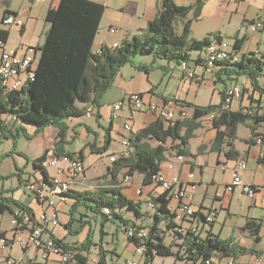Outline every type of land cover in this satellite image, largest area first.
<instances>
[{"label":"crops","instance_id":"obj_1","mask_svg":"<svg viewBox=\"0 0 264 264\" xmlns=\"http://www.w3.org/2000/svg\"><path fill=\"white\" fill-rule=\"evenodd\" d=\"M91 1L104 7L93 42V53L103 46L112 48L114 43V48L118 47L120 43L130 40L133 36L143 38L146 35L148 23L155 20L161 10V0ZM173 1L177 5L191 6L188 16L175 24L176 32L180 34L183 25L189 23L190 34L187 38L189 42L201 41L215 34L225 41L228 50L237 51L238 58L248 57L250 53L264 55V0H201L196 16L194 15L196 0ZM58 2L59 0H0V30L8 31L3 49H13L19 54L31 53L36 67L39 53L33 52L32 49L43 45L45 33L49 30L46 17L50 11L56 9ZM9 14H14L17 19H20L22 26L2 25V20ZM256 22H260L261 29L251 31L250 25ZM111 28L116 32L110 33ZM242 37H244L243 45L239 50L234 51L235 38ZM211 41L214 42L213 39H210ZM131 61L121 68L113 81L110 88L114 86V95L103 99L108 94L106 92L98 99L99 104L98 107L94 105L96 110L92 118L71 117L65 122V138L61 141V145L58 146L60 130L57 126H46L38 130L35 126L21 125L24 133L19 131L15 139L14 135L3 138L0 134V202L9 206L10 209L0 213V236L3 235L1 237L8 240V245L0 251V262L5 257L13 259L14 264H57L59 262L58 256L54 254H51L47 261H43L39 250L34 248L23 250L13 240L15 229L11 225V219L17 208L32 214L34 219L43 213H51L55 210L58 215L57 225L49 227L50 233L64 245H70L67 236L75 231H78L77 234L80 236L78 241L89 237L91 244L85 264H91L95 259L99 261L98 264L114 262L119 264L121 257H125L126 263L128 260L144 261L134 251L138 246H135L127 236L125 237L128 242L119 255L115 243V241L118 242L117 234L109 232L107 221H104L100 214L88 211L83 205L72 210L75 199L70 196V192H99L117 188L123 196L132 200L134 204L140 205L143 216L139 220L142 224L151 223L155 214L154 200L162 193L161 188L155 183L143 185V175L139 172L128 174V168L118 172L115 178L110 173L112 163L109 158L114 156L112 159L115 160L120 157L121 151L124 150L121 144L122 139L129 136V132L123 130L122 126L126 123L130 124L131 133L135 136L158 120L145 108L140 111L132 110L127 101V97L131 94L140 95L145 103L165 104L174 109L184 110L186 116L179 115L173 120L174 124L176 121L183 122L190 119L195 107L208 105L218 107L222 103L224 90L233 84L243 82L246 83L243 95L240 99L233 101L230 110L243 113L248 109L254 114L257 113L258 116L264 115V90L253 89L250 79L246 75L236 73L232 63H229L230 66L222 63L211 71H205L199 61V52H191L187 62V69L193 72V77L190 78L186 72L182 71L181 65L154 58L151 55H135ZM136 67H146V69L138 70ZM258 82V88L264 89V75ZM117 102H123V107L116 112L117 117L114 118V105ZM79 107L82 108V106ZM207 117L195 119L198 128L193 131L192 137L186 144L182 161L175 159V146L179 140L167 139L166 152L159 163V170L168 178L177 176L181 181H185L187 175L193 173L197 189L191 193L190 200L192 207L198 213L201 212L198 220L202 218L201 214L207 208L218 207L216 220L210 226L201 225L198 229L201 237L211 232L219 235L223 240L231 238L238 247L248 250L237 255L234 258V264H264V161L260 162L264 153V144L256 141V139L263 140L264 122L260 123L255 130L257 137L253 136L247 123L237 125L233 147L239 155L237 159H229L226 157L228 147L225 144H222L219 151L211 149L215 140V130L212 121ZM9 119L10 117H7V120ZM184 132L185 128H182L179 131L180 136H183ZM11 134H16L15 128L12 129ZM106 141L107 150L103 152L101 148ZM141 143L149 149H154L158 141L148 136L143 138ZM54 151L60 155L70 154L72 157L82 153L85 171L72 178L65 162H59L57 168L49 167L43 170L47 179L52 176L62 179L71 178L70 191L66 195V200L60 201L54 196L55 205L52 207L27 192L25 186L32 181L44 180V175L41 169L36 167L35 162L45 154L46 160H50L55 155ZM5 159L6 162L3 161ZM239 161L246 164L245 170L240 172L244 184L256 189L253 197L240 194L238 189L232 193L224 192V188L231 183ZM59 169H61L60 174H58ZM127 176L129 180L126 182ZM216 194L220 196L217 197ZM236 195L239 204L245 203L241 222L233 220L236 214L231 212ZM176 204L175 200H170L169 209L172 211ZM258 209L262 212L256 216ZM71 212L73 222H70ZM130 220L138 225V220ZM248 221H254L255 224L260 225L257 241H254L253 235L248 230H244ZM32 230L33 226H26L25 231L20 234L25 238L26 234ZM165 241L170 243L169 238ZM15 246L21 250L20 255L13 254ZM158 257L154 258L152 264H165L168 258L173 259L172 264H184L175 256L159 258L161 260L157 263ZM227 261L228 258L219 259L213 264H227Z\"/></svg>","mask_w":264,"mask_h":264},{"label":"trees","instance_id":"obj_2","mask_svg":"<svg viewBox=\"0 0 264 264\" xmlns=\"http://www.w3.org/2000/svg\"><path fill=\"white\" fill-rule=\"evenodd\" d=\"M200 4L201 0H196L195 16ZM160 6L158 17L148 23L143 38L133 36L114 49L103 46L99 49L100 53L95 54L92 52L93 42L103 15V5L91 0H59L56 9L50 11L46 17L49 30L45 33L43 45L32 49L39 53L33 80L28 81L19 91H7L0 85L1 137L14 135V139L17 138L19 131L24 133L21 125L25 124L35 126L38 130L46 126H57L60 130L59 146L65 138V122L71 117H84V110L88 104L98 107V99L110 89L121 68L132 62L133 56L151 55L181 65L189 61L191 52H199L200 60L211 38L215 41L221 40L219 35L212 34L201 41L189 42L187 40L190 34L189 23L183 25L180 34L176 32L175 24L188 16L191 6L177 5L173 0H161ZM7 36V30H0L1 47L5 45ZM243 42L244 37L235 38L234 51L239 50ZM232 65L236 73L246 75L250 79L253 89L264 90L258 88V80L264 75V55L250 53L248 57H242L240 62ZM136 68L146 69V67ZM249 112L251 111L244 114L242 111L227 110L221 103L218 107L211 105L195 107L190 119L183 122L176 121L169 127H165L164 122L158 119L150 127H146L135 136L133 134L131 157L116 158L112 162L110 173L115 178L118 172L128 168V174L139 172L143 175V185L152 184L153 177L160 171L159 163L164 158L167 139L179 140L175 149L177 153L184 155L186 144L192 137L193 131L198 128L195 119L210 115L213 116L212 125L215 130V140L211 149L219 151L222 144H225L228 147L226 157L237 159L239 153L233 147L237 125L247 123L253 136L257 137L255 130L264 122V115L258 116L257 113L251 115L253 112ZM7 117L10 119L7 120ZM14 128L16 134H11ZM182 128H185V132L180 136L179 131ZM148 136L158 141L154 149H149L141 143L142 139ZM262 136V144H264V134ZM107 141L101 148L103 152L107 150ZM54 153L57 158L68 156L72 161H83L82 153L76 157L70 154L60 155L57 151ZM45 155L40 156L35 165L41 169L46 181L44 168L40 165L47 159ZM262 161H264V153L260 162ZM70 193L71 198L75 199L72 210L83 205L88 211L100 214L104 221L116 219L118 226L126 234L129 229H146L147 234L143 239L133 236L128 239L135 246L143 247L142 258L147 264H152L157 256L161 258L175 256L184 264H206L213 258L234 260L237 255L248 251L238 247L231 238L223 240L219 235L211 232H207L204 237H201L199 232L192 233L191 230L183 232L174 221V215L169 209L171 198L168 192H162L154 200L155 214L149 225H136L131 220L124 219V207L132 211L135 220L141 219L143 215L140 205L123 196L117 188L99 192ZM8 209L9 206L0 202V213ZM30 216L33 217L32 214ZM72 217L71 212L70 222H73ZM259 226L254 221H248L244 226V230H248L253 235L254 241L258 240ZM166 238L170 239V243H166ZM58 242L62 244L61 241ZM90 244V239H86L82 246L76 248L62 245L77 252L76 264H85Z\"/></svg>","mask_w":264,"mask_h":264},{"label":"built area","instance_id":"obj_3","mask_svg":"<svg viewBox=\"0 0 264 264\" xmlns=\"http://www.w3.org/2000/svg\"><path fill=\"white\" fill-rule=\"evenodd\" d=\"M2 25L10 26L14 25L17 27L22 26V21L17 19L14 15H8L4 17L2 20ZM250 30L255 31L257 29H261L260 22H256L250 25ZM110 33H115L116 30L111 28ZM212 39V38H211ZM115 44V43H114ZM114 44L112 48L114 49ZM219 44H225V41H215L214 40V52L210 54H202L200 57V63L203 66L205 71H211L217 65L222 63L229 64L230 56H239L237 52H228V51H219ZM0 52V85L5 86V90L7 91H19L21 88L25 86L28 81H32L34 78V70H35V60L31 53L27 52L24 54H19L13 49H3L1 47ZM33 51V50H32ZM34 52V51H33ZM32 52V53H33ZM100 50H97L95 54H99ZM240 62V57H239ZM188 64L184 62V65L181 64V69L183 72H186L188 77H193V72L187 69ZM246 86V83L241 84H233L229 88H226L223 93L222 104L227 107H231L233 101L238 100L243 95V90ZM127 101L129 107L132 110L140 111L142 109H147L150 111L152 115H154L157 119L162 120L165 123L166 127L173 125V120L180 116H186V112L181 109H174L166 106L165 104H150L145 103L143 99L138 94H131L127 97ZM123 107V102H117L114 105L113 117L116 118V112L120 111ZM96 108L93 104H88L86 109L84 110V117L92 118L94 116ZM255 110V109H254ZM212 121V117H207ZM131 125L124 124L122 126L123 130L128 131L129 136L124 137L122 139L121 144L124 146V150L121 153H129V142H131L132 134L131 133ZM258 143H262V140L256 139ZM176 160L182 161L184 159V155H181L175 151ZM114 157V156H112ZM112 157L109 158V161L112 163ZM59 162L67 163L68 172L71 177L74 178L78 175H81L85 171V164L83 163H72L70 157L61 156L59 158L53 156L50 160H46L41 163V167L52 168L56 167ZM171 168V165H169ZM246 164L244 162H240L237 164L235 168V172L232 175V180L229 185L224 188V192L232 193L236 189L239 190V193L242 195H246L247 197H253L256 191L255 187L244 184L240 172L245 170ZM61 169L58 170V174L61 173ZM69 179H62L60 177L52 176L45 180L40 181H32L25 186L27 192L33 194L40 201L45 202L48 206H54L55 202L53 197L56 196L60 201L66 200V195L70 191V181ZM129 180L127 176L126 182ZM153 183L157 184L162 192H168V196L171 198L170 200H175L177 204L175 208L172 210V214L174 215V221L177 223L183 232L187 230H191L192 233H198V229L201 225L210 226L218 215V207L211 206L207 208L204 213H202V218L198 220V216L201 212L198 213L193 207L192 202L190 200L191 193L197 189V185L193 179V173L187 175V179L185 181H181L179 177L172 176L167 177L163 174L162 171H159L153 177ZM139 194V191H137ZM217 197L220 194H216ZM152 205V204H151ZM107 213V210H104ZM57 213L55 210L51 213H43L37 216L35 219L30 216L29 213L24 212L22 209H15L11 219V225L15 229V234L13 240L21 247L23 250L27 248H34L41 252L43 261H47L51 254L54 256H58L59 262L57 264H76L77 260L75 258L77 252L75 250H70L69 248H64L62 244H60L54 238V236L50 233V226L57 225ZM193 223V225L191 224ZM186 224V225H184ZM26 226H33L32 234H26L25 238L21 236V232L25 231ZM195 226V227H194ZM147 234L146 229L139 230L138 237L144 238ZM127 237H131V234H126ZM8 245V240L5 237L0 238V251H3L5 246ZM134 251L140 256H143V249H137L135 247ZM218 258H213L206 262V264H213L214 262H218ZM98 260H92L91 264H98ZM0 264H14V260L8 257H5ZM126 264H147L145 261L137 262L128 260ZM227 264H234V260L232 258H228Z\"/></svg>","mask_w":264,"mask_h":264},{"label":"rangeland","instance_id":"obj_4","mask_svg":"<svg viewBox=\"0 0 264 264\" xmlns=\"http://www.w3.org/2000/svg\"><path fill=\"white\" fill-rule=\"evenodd\" d=\"M113 87L110 88L111 90L109 89L107 91L108 94H106L105 95V98H103V99L111 98L112 95H114L115 90H113ZM247 111H248V109L244 110L243 113L244 114H248ZM251 115H254V113H252ZM3 161L6 162V159L3 160ZM236 198H237V195L234 197V202H233V205L231 206V212L234 213V214H236V215H234L233 220H236L237 222L238 221L241 222L242 221V218L241 217H242V215L245 212V210H244L245 209V207H244L245 206V203L239 204V201L236 200ZM142 210H143V207H142ZM261 212H262V210L258 209L257 212H256V216H259ZM123 213H124V219L130 220V219H133L134 218V214L132 213V211H129L127 207H124L123 208ZM107 223H108L107 229L109 230V232H112L113 234L114 233L117 234L118 242L115 241V243H116V245L118 247L117 252L120 255V253L122 252V249L125 248L126 242H128L127 239H126V237H125L126 236V232L118 226V222H117L116 219L115 220H107ZM140 224H142V222L140 220H138V225H140ZM76 232L77 231H75V232L71 233V235L69 234L67 236V240L70 243L69 247H71V248H76V247L82 246L83 243L85 242V240L87 239V237H86L85 240H82L83 243H82V241H78V240H80V236L78 234H76ZM224 236L225 235H223V237ZM88 239H90V238L88 237ZM75 242H77V243H75ZM20 251L21 250L17 246H15L14 247V250H13V254L14 255H18V254L20 255L21 254ZM159 258H161V257H158L157 263L161 260ZM172 261H173L172 258H168L165 261V264H172ZM125 263H126L125 262V257L124 258L121 257L119 259V264H125ZM111 264H115V262L114 263H111Z\"/></svg>","mask_w":264,"mask_h":264},{"label":"bare ground","instance_id":"obj_5","mask_svg":"<svg viewBox=\"0 0 264 264\" xmlns=\"http://www.w3.org/2000/svg\"><path fill=\"white\" fill-rule=\"evenodd\" d=\"M219 51H228V52H232L230 50H228V47L226 44H219ZM214 52V42L211 41L209 42V44L207 45V47L205 48V51L203 52V54H210V53H213ZM239 62V58L237 56H230L229 57V63H232V64H236ZM182 65H184V63H182ZM3 88H5L4 85H1ZM224 108H227V110H229L231 107H227L226 105H222ZM251 113V112H249ZM211 116V115H210ZM183 117V116H181ZM213 117V116H211ZM131 142H132V139H131ZM131 142H129V151L131 152V149H132V145H131ZM131 154L129 153H120V157L119 158H123V159H126L128 157H130ZM112 161H114L112 159ZM72 163H82L81 161H71ZM125 180H127V177L125 178ZM105 210V209H104ZM33 231V230H32ZM32 231L29 233V234H32ZM128 233L131 234V236L133 237H136V238H140L138 237V234H139V230H136L135 228L133 229H129L128 230ZM140 239H143V238H140ZM137 249H143L142 246H138Z\"/></svg>","mask_w":264,"mask_h":264}]
</instances>
